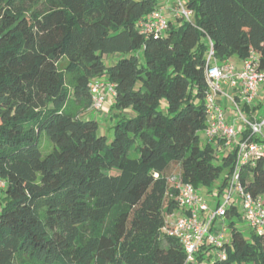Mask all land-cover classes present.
I'll return each mask as SVG.
<instances>
[{
    "label": "trees",
    "instance_id": "obj_1",
    "mask_svg": "<svg viewBox=\"0 0 264 264\" xmlns=\"http://www.w3.org/2000/svg\"><path fill=\"white\" fill-rule=\"evenodd\" d=\"M183 3L192 19L170 20L154 37L136 26L158 0H0V264L212 258L203 247L187 263L162 228L179 209L176 183L197 191L225 172L218 195L226 188L236 154L220 156L223 140L203 134L205 55L209 43L218 64L254 53L264 71V0ZM97 79L114 86L102 109L110 142L86 117ZM42 134L53 145L45 157ZM239 175L244 191L264 203V157ZM243 224L233 204L226 259L211 264H264V234L247 226L246 237Z\"/></svg>",
    "mask_w": 264,
    "mask_h": 264
},
{
    "label": "built area",
    "instance_id": "obj_2",
    "mask_svg": "<svg viewBox=\"0 0 264 264\" xmlns=\"http://www.w3.org/2000/svg\"><path fill=\"white\" fill-rule=\"evenodd\" d=\"M193 13L184 6L183 0H158V6L143 20L137 23V30L144 36H163L169 28L170 17L190 21ZM257 56L250 53L237 70L229 62L218 64L214 58L212 45L205 55V75L208 83L206 95V128L203 131L208 140H223L225 146L235 143V162L229 175L225 191L219 202L211 208L199 193L189 184L176 183L179 209L165 218L162 232L166 237L175 238L182 245L186 262L195 261L203 247H211L217 260L226 259L225 246L228 242L226 225L227 210L234 204L233 195L237 194L241 203V221L258 235L264 234V203L262 198L253 197L245 192L240 183L241 166L264 157V118L244 117L241 106L252 108L264 86V71L258 70ZM240 94L239 99L224 94L223 84ZM90 110L101 112L107 98L114 97V86L105 79L94 80L90 86ZM224 96L234 107L238 121L243 126L240 133L227 122L225 112L218 97ZM6 183L0 178V190ZM236 206V205H235Z\"/></svg>",
    "mask_w": 264,
    "mask_h": 264
},
{
    "label": "rangeland",
    "instance_id": "obj_3",
    "mask_svg": "<svg viewBox=\"0 0 264 264\" xmlns=\"http://www.w3.org/2000/svg\"><path fill=\"white\" fill-rule=\"evenodd\" d=\"M174 21H175V19H174ZM233 58H235V57H233ZM114 59H116V58H111V60H108V58H106L104 61L107 63V65H110V63L112 61H114ZM65 64H66V59H63L61 61V64L59 65V69L62 70L64 68ZM262 87H264V86H262ZM228 107L230 108V110L234 111V107L232 106V104L229 105ZM254 112H255L254 116L264 118V99L262 101V106H260ZM241 113L244 117L248 116L247 113L243 110L241 111ZM102 114H103V118L101 117L100 112L93 113L88 117H90L91 119L98 122L99 133L107 138V142H110L112 139V130H111L112 121L109 118V114H108L107 109L102 111ZM200 138H201V141L204 140L202 134L200 135ZM39 148H40L42 157H45L46 155H48L53 150V145L49 141V139L46 137L45 134H42L39 138ZM221 151L218 149V154L220 156L222 154H224V153H221ZM215 164H218V163H215ZM225 177H226L225 172H223L220 175V177L209 188L208 187H200L197 190L199 195L204 199V201L208 205H211L212 201L214 203H216L217 199H219L218 198V189L222 187ZM233 202H235L237 210L241 213L240 198L237 194L233 195ZM214 203H213V205H214ZM241 217H242V215H241ZM243 226L244 227L242 228V231H243L244 235L246 237H248L249 236V229H248L246 224H243ZM226 236L229 238V232L226 234ZM210 255L212 258L209 261H207V260L204 261L202 264H211L213 262V260L216 259V252L214 250L210 251Z\"/></svg>",
    "mask_w": 264,
    "mask_h": 264
},
{
    "label": "crops",
    "instance_id": "obj_4",
    "mask_svg": "<svg viewBox=\"0 0 264 264\" xmlns=\"http://www.w3.org/2000/svg\"><path fill=\"white\" fill-rule=\"evenodd\" d=\"M170 20L173 21L174 19H172L170 17ZM228 62L233 64L237 70H240L242 68V61L241 60H238L236 58H231V59L228 60ZM222 91H223L224 94H227L229 96H233L237 100L240 97V94L237 92V90H234L233 88H231L229 86V84L224 83L223 86H222ZM218 99H219L221 107L223 108V110L225 112L227 122L230 123L231 125H233L235 127V129L238 130L240 133H242L243 132V126H242L241 122L238 121L237 114L233 110H230V108L228 107L229 105H231L229 100L226 97H224V96H221V97L219 96ZM263 99H264V87H262V89L260 90L259 98H258V100H256V102L253 105V107L252 108H248L249 110H247V109L244 108V106H241V111L242 110L245 111L247 113V115H248L247 118H249V119H251V118L258 119V120L261 119L262 117L254 116V114H255L254 111L256 109H258L260 106H262ZM110 103H111V98L108 97L107 101H106V107H108ZM93 113H96V112L88 111L86 113V117L90 116ZM100 114H101V117L103 118L102 112H100ZM203 138L205 139L204 136H203ZM218 149L220 151L222 150L221 153L226 154L228 152H231V151L235 150V143H233V144H231L229 146H225L224 143H222V145L218 146ZM224 191H225V189L223 190V193H224ZM223 193L220 196L218 195L219 199H217L216 203H214L213 201L211 202V205H209L211 208H214L217 205V203L219 202V200H220L221 196L223 195ZM2 197H3V194L0 192V199ZM213 203H214V205H213Z\"/></svg>",
    "mask_w": 264,
    "mask_h": 264
}]
</instances>
